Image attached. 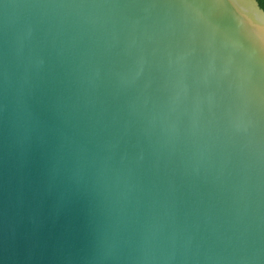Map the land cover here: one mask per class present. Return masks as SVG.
I'll return each mask as SVG.
<instances>
[{
  "label": "water",
  "instance_id": "1",
  "mask_svg": "<svg viewBox=\"0 0 264 264\" xmlns=\"http://www.w3.org/2000/svg\"><path fill=\"white\" fill-rule=\"evenodd\" d=\"M0 264H264L258 0H0Z\"/></svg>",
  "mask_w": 264,
  "mask_h": 264
},
{
  "label": "trees",
  "instance_id": "2",
  "mask_svg": "<svg viewBox=\"0 0 264 264\" xmlns=\"http://www.w3.org/2000/svg\"><path fill=\"white\" fill-rule=\"evenodd\" d=\"M260 5L264 8V0H258Z\"/></svg>",
  "mask_w": 264,
  "mask_h": 264
}]
</instances>
